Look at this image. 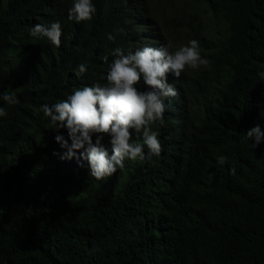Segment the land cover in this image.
<instances>
[{
	"label": "trees",
	"instance_id": "obj_1",
	"mask_svg": "<svg viewBox=\"0 0 264 264\" xmlns=\"http://www.w3.org/2000/svg\"><path fill=\"white\" fill-rule=\"evenodd\" d=\"M72 3L0 0V95L19 101L0 99V264H264V140L253 149L245 134L264 131V0H93L79 24ZM55 21L59 48L30 36ZM192 39L209 65L168 76L180 98L159 158L97 181L53 155L64 150L40 105L105 83L117 47Z\"/></svg>",
	"mask_w": 264,
	"mask_h": 264
},
{
	"label": "clouds",
	"instance_id": "obj_2",
	"mask_svg": "<svg viewBox=\"0 0 264 264\" xmlns=\"http://www.w3.org/2000/svg\"><path fill=\"white\" fill-rule=\"evenodd\" d=\"M96 11L93 0H73L68 20L77 24L91 21ZM116 31L122 33L124 29ZM62 34L59 21L48 27L37 23L30 30L31 37L47 38L57 48L61 46ZM108 39L115 37L108 34ZM169 47L157 41H144L126 52L117 47L111 52L110 63L108 55L102 57L108 64L106 75L101 77L105 83L84 85L74 89L65 99L40 105L36 114H42L55 133V141L64 150L63 154L53 152V155L62 161L75 159L81 168L86 163L89 175L97 181L111 178L125 168L128 160L159 158L163 152L159 129L166 126L165 116L174 112L180 98V89L168 83V76L171 74L179 79L188 70L209 65L196 39L179 45L172 52ZM74 71L76 77L81 78L88 67L80 64ZM258 75L264 80V71ZM0 99L9 106L19 102L15 92L4 93ZM6 115L5 108L0 107V117ZM174 123H177L176 118ZM134 133L140 139L134 140ZM245 134L246 139L252 141L250 147L253 149L264 140V131L259 125L246 130ZM105 138L111 145V155ZM225 159L219 157L218 163L223 165ZM231 171L235 173V168Z\"/></svg>",
	"mask_w": 264,
	"mask_h": 264
},
{
	"label": "bare ground",
	"instance_id": "obj_3",
	"mask_svg": "<svg viewBox=\"0 0 264 264\" xmlns=\"http://www.w3.org/2000/svg\"><path fill=\"white\" fill-rule=\"evenodd\" d=\"M172 120V119H171ZM177 121V120H176ZM173 123V122H172ZM180 126V125H179ZM165 185V184H164Z\"/></svg>",
	"mask_w": 264,
	"mask_h": 264
}]
</instances>
